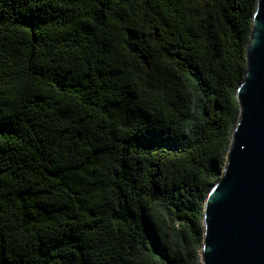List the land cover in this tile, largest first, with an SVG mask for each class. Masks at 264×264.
I'll return each mask as SVG.
<instances>
[{"label": "trees", "instance_id": "1", "mask_svg": "<svg viewBox=\"0 0 264 264\" xmlns=\"http://www.w3.org/2000/svg\"><path fill=\"white\" fill-rule=\"evenodd\" d=\"M256 0H0V264H201Z\"/></svg>", "mask_w": 264, "mask_h": 264}, {"label": "water", "instance_id": "2", "mask_svg": "<svg viewBox=\"0 0 264 264\" xmlns=\"http://www.w3.org/2000/svg\"><path fill=\"white\" fill-rule=\"evenodd\" d=\"M240 111L203 204L201 264H264V0H256Z\"/></svg>", "mask_w": 264, "mask_h": 264}]
</instances>
